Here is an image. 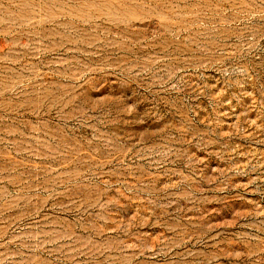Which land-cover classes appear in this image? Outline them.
Here are the masks:
<instances>
[{
  "label": "rangeland",
  "instance_id": "1",
  "mask_svg": "<svg viewBox=\"0 0 264 264\" xmlns=\"http://www.w3.org/2000/svg\"><path fill=\"white\" fill-rule=\"evenodd\" d=\"M0 264H264V0H0Z\"/></svg>",
  "mask_w": 264,
  "mask_h": 264
}]
</instances>
